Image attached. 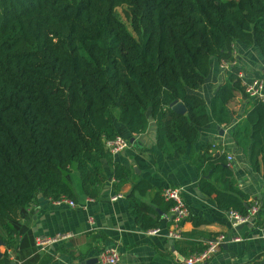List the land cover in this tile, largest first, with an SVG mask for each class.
<instances>
[{"label": "trees", "instance_id": "obj_1", "mask_svg": "<svg viewBox=\"0 0 264 264\" xmlns=\"http://www.w3.org/2000/svg\"><path fill=\"white\" fill-rule=\"evenodd\" d=\"M236 40L256 43L264 54V0H0V264H12L18 223L38 194L78 199L68 178L72 171L94 199L108 183L104 161L116 192L132 178L105 147L120 135L114 119L140 134L150 111L157 145L167 155L184 154L211 117L229 123L228 104L236 93L246 94L240 67L231 64L210 112L191 91L205 83L211 57L234 61ZM175 100L186 114L171 108ZM252 102L233 136L249 150L254 168L261 160L264 180V103ZM209 148L204 144L191 157L201 191L241 217L258 202L260 224L264 202L251 201L225 155ZM151 190L150 182L138 180L129 195L131 215L143 231L158 228L174 206L162 191L150 202L135 195ZM183 240L175 246L186 258L207 247L206 240ZM242 264H264V256Z\"/></svg>", "mask_w": 264, "mask_h": 264}, {"label": "crops", "instance_id": "obj_2", "mask_svg": "<svg viewBox=\"0 0 264 264\" xmlns=\"http://www.w3.org/2000/svg\"><path fill=\"white\" fill-rule=\"evenodd\" d=\"M233 49L231 64L241 68L242 82L264 79V54L256 43L236 40ZM221 63L211 57L205 83L191 91L204 99L209 112L211 98L229 80L230 68H223ZM252 101L245 93H236L228 104L230 122L220 124L211 117L208 124L199 128L198 141L180 155H167L158 147L157 124L150 111L147 112V127L140 134H131L121 123L122 126L118 127L114 119L118 133L129 144L113 157L132 170V178L121 184L116 192L111 167L104 161L108 183L100 197L94 199L85 196L79 173L72 171L68 178L78 195L74 200L77 206L58 204L43 197L42 201L37 200L28 208L18 223L19 244L15 250H9L12 264H86L89 258H99L100 252L111 248L120 255L117 264H185L186 257L176 249L175 241L173 245L168 243L170 239L166 236L172 227L171 212L160 218L157 234L143 231L131 215L129 195L133 182L143 179L151 183L152 190L144 196L135 195L145 202H150L158 191L181 189L183 201L190 211L189 218L182 225L183 241H207L219 234L242 239L225 243L208 264H242L264 256V213L258 225L255 217L244 223L234 221L229 212L219 208L214 196L201 191L197 166L191 159L193 153L208 144L209 152L225 155L237 186L249 199L264 202L262 162L258 159L254 168L249 150H244L233 136V128L245 117ZM116 194L122 196L113 199ZM241 224L242 228L239 227ZM37 237H58V241L40 248L36 244ZM71 250L77 256L81 253L86 256L72 257ZM0 251L3 252L4 248L1 247ZM94 264H100V261Z\"/></svg>", "mask_w": 264, "mask_h": 264}, {"label": "built area", "instance_id": "obj_3", "mask_svg": "<svg viewBox=\"0 0 264 264\" xmlns=\"http://www.w3.org/2000/svg\"><path fill=\"white\" fill-rule=\"evenodd\" d=\"M231 63L223 61L221 66L223 68L229 69ZM239 77L243 79L242 72L239 73ZM245 87V92L249 98L252 100L258 99L264 103V79L255 78L250 82H242ZM128 140L122 136L117 135L115 138L107 140L105 142V147L114 156L124 150L128 146ZM229 159H231L229 157ZM163 197L166 200H173L174 206L171 209L172 215V227L167 231V238L177 241L183 238L182 235V225L189 218L190 211L188 206L183 201L181 196L180 188H167L163 190ZM121 194H116L113 199L121 197ZM58 204L66 203L72 207L77 206V203L73 199L67 197H61L59 200L55 201ZM259 210L258 202H255L250 209V213L246 217H241L235 212H230V215L234 218L236 222L244 223L251 218L255 217ZM93 220V219H91ZM160 230L158 228L149 230L150 234H157ZM240 237L228 238L226 234H219L212 239L206 241L207 247L198 253H194L185 258V264H204L207 263L214 255L220 250V248L230 241H240ZM58 241V237H37L36 244L40 248H44L46 245ZM120 255L115 248L107 249L99 253L100 264H117L119 262Z\"/></svg>", "mask_w": 264, "mask_h": 264}, {"label": "water", "instance_id": "obj_4", "mask_svg": "<svg viewBox=\"0 0 264 264\" xmlns=\"http://www.w3.org/2000/svg\"><path fill=\"white\" fill-rule=\"evenodd\" d=\"M171 108L176 111L177 113L179 114H186V108L183 104L182 101L180 100H175L171 103ZM38 200L42 201L43 200V196L42 194H38ZM159 214H162L161 212H159ZM235 221V220H234ZM240 228L243 227V224H241L239 226ZM170 245H173L174 244V241L172 239L169 240L168 242ZM0 244H2V242H0ZM173 249V248H172ZM0 257H1V253H0ZM99 261V258L98 257H94V258H89L87 261H86V264H94V263H97Z\"/></svg>", "mask_w": 264, "mask_h": 264}, {"label": "rangeland", "instance_id": "obj_5", "mask_svg": "<svg viewBox=\"0 0 264 264\" xmlns=\"http://www.w3.org/2000/svg\"><path fill=\"white\" fill-rule=\"evenodd\" d=\"M118 10H119V13L121 14V16L123 17V11H122V9L119 8ZM123 18H124V17H123ZM245 95H246V94H245ZM115 115H116V112L114 111V114H113V117H114V118H116ZM116 124L118 125V127L122 126L117 120H116Z\"/></svg>", "mask_w": 264, "mask_h": 264}]
</instances>
